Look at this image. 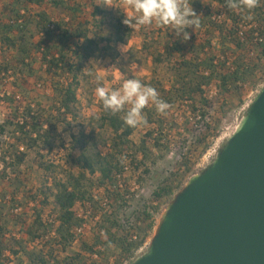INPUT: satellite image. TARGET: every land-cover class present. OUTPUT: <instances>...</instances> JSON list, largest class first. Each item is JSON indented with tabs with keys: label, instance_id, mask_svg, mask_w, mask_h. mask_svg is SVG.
Returning a JSON list of instances; mask_svg holds the SVG:
<instances>
[{
	"label": "trees",
	"instance_id": "1",
	"mask_svg": "<svg viewBox=\"0 0 264 264\" xmlns=\"http://www.w3.org/2000/svg\"><path fill=\"white\" fill-rule=\"evenodd\" d=\"M89 1L94 6L93 18L112 15L97 0ZM191 3L201 24L195 31L187 30V42L174 40L166 28L143 27L144 32L146 27L151 30L145 34L143 50L151 56L154 66H168L173 82L166 89L154 70L152 79L142 83L154 87L159 98L171 107L181 103L212 107V100L204 91L212 83L218 82L220 90L230 95L241 92L261 64L264 70V0H258L252 10L230 9L227 0ZM86 5L83 0H9L8 14L1 15L7 16V21L0 18L4 59L0 76L31 79L38 74L35 65L40 57L54 93L49 111L42 109V104L35 108L17 101V97L8 98L12 112L0 125V144L3 138L8 142L7 151L0 148V264H121L122 259L131 258L146 243L147 235L156 227L154 214L163 199L174 194L169 185L161 186L153 193V205L141 216L135 220L127 217L126 221L122 218L125 204L133 196L116 175H123L127 164L140 167L138 156L140 152L147 154L154 134L148 132L140 148L133 151L131 138L138 127H128L123 113L105 112L101 102L99 114L87 122H78L79 90L88 78L87 64L95 59L118 61L115 45L127 44L134 33L133 27L122 23L121 14L112 23L111 37L103 36L104 21L91 23L86 19ZM50 9L57 11V21ZM15 19L22 20V24H9ZM215 44L222 49L218 51ZM132 58L133 54L128 63L136 62ZM17 86L26 90L24 82ZM144 115L147 124L162 128L163 118L155 107H146ZM56 124L71 131L75 124L78 128L67 151L73 156L78 173L66 170L55 176L53 169L61 166L46 160L44 154L54 152ZM100 131L111 132L109 142L101 143ZM154 142L158 147L160 140ZM100 146L108 147L109 153H101ZM29 151L45 161L39 165L45 174L52 172L54 176H46L37 188L28 187L16 174ZM126 152L131 154L127 163ZM75 154L78 155L74 157ZM11 169L15 170V177L9 176ZM144 172L149 174L147 169ZM80 205L86 208L83 215L77 210ZM145 222L148 223L142 237L139 225ZM85 225L91 229H86L82 237L76 236L75 229ZM53 233L57 237L51 238ZM88 235L91 239H87Z\"/></svg>",
	"mask_w": 264,
	"mask_h": 264
},
{
	"label": "rangeland",
	"instance_id": "2",
	"mask_svg": "<svg viewBox=\"0 0 264 264\" xmlns=\"http://www.w3.org/2000/svg\"><path fill=\"white\" fill-rule=\"evenodd\" d=\"M83 2L85 5L87 4L84 17L91 21V23L104 21L101 34L110 38L114 32L112 23H115V19H118L122 14L116 8H121L122 12L126 11L122 8L123 0L121 2H117L116 0H97L98 3L103 5L104 11L112 13V15H107L105 18L102 16L93 18L94 6L92 2L89 0L88 2L83 0ZM0 6V18L7 21V16L1 15L3 13L7 15L8 12L5 13V9L2 5ZM49 12L53 19L57 21L59 17L57 11L50 9ZM147 27L144 28L145 32L143 28L137 30L133 27L134 33L131 40L127 44L115 45L120 55L118 61L114 62L112 58H108L105 61L95 59L87 64L85 71L88 78L82 81L79 90L80 114L78 122H87L94 114L100 113V101L95 95V88L99 86L96 81L97 76L100 77V82L103 86L117 88L122 85L124 80L129 78L139 79L141 82L143 80L149 81L154 76L155 70L166 89L171 88L173 82L171 70L168 69L167 65L154 66L151 56L143 50V45L147 39L145 34H149L151 31ZM154 29L153 27L152 30ZM216 47L219 51L221 45L217 44ZM122 49L124 52H122ZM132 54L134 58L132 59L136 62L128 63ZM39 60L40 57L35 65V69L39 70H37L38 74L31 79L16 78L11 74L0 76V125L6 121L12 112V108L8 104L9 97H17V101L23 102L24 105L35 106V108H37L38 104H42V109L49 111L52 105L51 98L54 93L50 88L49 78L45 73V69L41 68L42 63ZM2 61L4 59L0 43V63ZM230 62L232 61L230 60ZM22 82L25 83L26 90L19 89L17 86ZM219 85L218 82H214L204 90L206 96L212 100V107L204 106L200 103H196L195 106L190 103L177 104L170 107L166 114L159 113L163 118V125L160 130V126L157 127L156 125L146 123L138 126L137 131L132 136L133 151H136L140 148L148 132H153L154 134V137L149 140L147 154L140 152L138 156L137 163L140 164V167L135 169V166L129 164L133 168L134 173L132 175L128 174L121 179L120 183L125 186V191L133 196V199L125 204L122 218L126 221L127 217L135 220L138 216H141V213L146 208L153 205V193L161 186L169 185L173 188L174 194L171 197L164 198L157 213L154 214L156 227L153 232L147 235L146 243L134 256L122 259L120 261L121 264H135L148 252L155 237L156 228L161 216L166 211L168 205L184 190L192 176L201 174L213 163L221 149L233 136L242 118L246 116L248 110L264 89L263 66L261 64L255 76L247 80L241 92H233L227 95V92L224 93L220 90ZM153 107V105H149L147 108L152 109ZM56 125L52 144L54 152L53 154L45 153L46 160L50 164L52 163V165L61 166L57 170L53 169V171H56L55 176H59L66 170L78 173V168L73 164V156L67 152L73 143L72 135L73 133H78V128L75 124L74 130L71 131L63 124ZM99 139L102 141V144L107 141L109 142L111 132L105 131L103 133L100 131ZM155 139L160 140L158 147L154 146ZM0 148L7 151L8 142L6 139L3 138ZM100 151L103 154H108L109 148L100 146ZM129 153H124L126 163L129 162L128 159L131 157ZM27 155L26 161L18 168L19 173L16 174H20L21 180L28 184V187L37 188L43 183L46 176L50 179L54 177L52 176V172L46 175L40 168V163L42 161L45 162L40 156L30 151L27 152ZM76 155L78 154H75L74 157ZM145 156H147V159L144 160ZM2 164L3 162L0 161V166ZM146 169L149 171V174L144 172ZM14 171L12 169L9 171L10 177H15L12 175ZM94 181L97 180L94 179ZM134 182L137 183L139 189H136L137 187L134 185ZM4 188L1 190L3 191ZM85 209L81 205L77 208L82 215V210L85 211ZM147 223L139 225L142 237H144V232L142 231L147 226ZM14 229L15 227L12 226L11 231ZM87 239H91V235H88ZM111 258H113L112 255ZM111 263L114 264L113 262Z\"/></svg>",
	"mask_w": 264,
	"mask_h": 264
},
{
	"label": "water",
	"instance_id": "3",
	"mask_svg": "<svg viewBox=\"0 0 264 264\" xmlns=\"http://www.w3.org/2000/svg\"><path fill=\"white\" fill-rule=\"evenodd\" d=\"M135 264H264V89L213 163L168 205Z\"/></svg>",
	"mask_w": 264,
	"mask_h": 264
},
{
	"label": "clouds",
	"instance_id": "4",
	"mask_svg": "<svg viewBox=\"0 0 264 264\" xmlns=\"http://www.w3.org/2000/svg\"><path fill=\"white\" fill-rule=\"evenodd\" d=\"M258 0H227L230 9L252 10L257 7ZM122 23L137 30L144 26H155L168 29L174 40L187 42L190 39L188 29L195 31L201 24L200 15L193 7L191 0H123ZM124 49V48H123ZM122 49V52H124ZM95 95L105 112L123 113L124 123L131 128L146 124L144 109L153 105L160 114H166L171 107L159 98L157 90L141 80L129 78L117 88L103 86L100 77H96ZM63 130V129H62ZM61 130V131H62Z\"/></svg>",
	"mask_w": 264,
	"mask_h": 264
},
{
	"label": "built area",
	"instance_id": "5",
	"mask_svg": "<svg viewBox=\"0 0 264 264\" xmlns=\"http://www.w3.org/2000/svg\"><path fill=\"white\" fill-rule=\"evenodd\" d=\"M25 12H23V14H24ZM9 24H11V25H15V24H18V25H20V24H22V20H17V19H15V20H13V21H11V23H9ZM51 29H54V26H52L51 25V27H50ZM134 172H133V168L131 167V166H129V165H126L125 166V168H124V172H123V175H116V177L121 181V179L122 178H124V177H126L128 174L130 175H132ZM134 185H136V189H139V186H137V183L136 182H134ZM86 229H91V228H89V226L88 225H85V226H83V227H81V228H76L75 229V234H76V236H78V237H82L84 234H85V230ZM51 238H53V237H57L56 236V234L55 233H53V234H51V236H50ZM135 240L137 239V236H135L134 235V237H133ZM39 242H37V244H38Z\"/></svg>",
	"mask_w": 264,
	"mask_h": 264
},
{
	"label": "crops",
	"instance_id": "6",
	"mask_svg": "<svg viewBox=\"0 0 264 264\" xmlns=\"http://www.w3.org/2000/svg\"><path fill=\"white\" fill-rule=\"evenodd\" d=\"M0 5H2V7L5 9V10H7V11H5L4 10V12L6 13V12H8L10 9H9V0H0ZM1 7V6H0ZM4 22V21H3Z\"/></svg>",
	"mask_w": 264,
	"mask_h": 264
}]
</instances>
